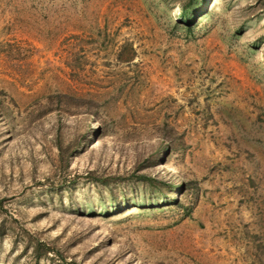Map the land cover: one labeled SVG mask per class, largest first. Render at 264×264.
Here are the masks:
<instances>
[{
	"label": "rangeland",
	"instance_id": "1",
	"mask_svg": "<svg viewBox=\"0 0 264 264\" xmlns=\"http://www.w3.org/2000/svg\"><path fill=\"white\" fill-rule=\"evenodd\" d=\"M0 264H264V0H0Z\"/></svg>",
	"mask_w": 264,
	"mask_h": 264
},
{
	"label": "trees",
	"instance_id": "2",
	"mask_svg": "<svg viewBox=\"0 0 264 264\" xmlns=\"http://www.w3.org/2000/svg\"><path fill=\"white\" fill-rule=\"evenodd\" d=\"M189 7L185 6V5H181L180 6V19H184L186 23L191 21L192 18V14L189 13ZM60 97L67 99L66 103H70L72 102L74 104V107L76 109H80V111H86L87 107H86V101L83 98L80 97H74L71 95H66V94H60ZM166 149L168 148V146L162 147V149Z\"/></svg>",
	"mask_w": 264,
	"mask_h": 264
}]
</instances>
